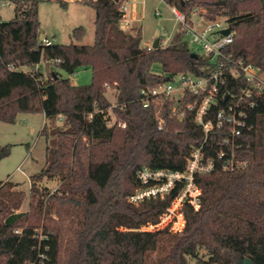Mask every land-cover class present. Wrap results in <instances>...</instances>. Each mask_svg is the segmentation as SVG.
Listing matches in <instances>:
<instances>
[{"label": "trees", "instance_id": "16d2710c", "mask_svg": "<svg viewBox=\"0 0 264 264\" xmlns=\"http://www.w3.org/2000/svg\"><path fill=\"white\" fill-rule=\"evenodd\" d=\"M57 1L66 7V0ZM74 1L95 12L93 45L43 46L37 0H12L14 17L0 21V122L12 124L20 113H42L46 121L64 123L51 128L53 145H47L43 167L29 178L26 212H16L23 193L9 181L0 182V264H243L246 259L264 264V90L255 91V103L235 139L234 161L244 165L225 170L230 151L221 145L228 136L223 129L210 131L203 143L206 135L194 122V110L178 119L166 100L159 130L157 108H144L140 101L141 90L173 75L210 71L205 57H190L182 29L167 46L158 42V48L147 49L140 26L125 31L120 25L124 0ZM162 1L186 20L194 9L204 10L207 21L226 17L234 37L225 54L257 67L264 80L261 0ZM82 33L77 27L71 36L78 40ZM154 65L160 73L152 71ZM81 69L91 72L86 86L59 73ZM231 85L228 81L223 88L236 90ZM107 90L114 91L113 105ZM193 99L185 96L187 102ZM109 112L115 117L112 126ZM41 133L48 134L46 124ZM200 145L214 168L195 178L198 208L184 204L185 223L178 233L141 230L159 222L178 188L162 198L131 203L136 190L150 185L141 183L137 173L144 167L181 172L190 151ZM10 148L0 146V161ZM221 151L226 157L218 158ZM48 181L57 187L50 189Z\"/></svg>", "mask_w": 264, "mask_h": 264}, {"label": "built area", "instance_id": "2783aa9c", "mask_svg": "<svg viewBox=\"0 0 264 264\" xmlns=\"http://www.w3.org/2000/svg\"><path fill=\"white\" fill-rule=\"evenodd\" d=\"M121 10L126 12L125 5L121 6ZM171 12L176 21L180 23L183 34L188 37L189 43L199 51L192 52L205 57L212 67L203 76L179 73L173 75L166 83L152 89L141 90L140 101L144 108L152 105L157 108L155 119L159 130L164 123L162 107L166 100L171 102V115L178 119L183 117V111L194 110V122L201 127L206 135L203 143L210 131L223 129L228 136L222 140L221 145L227 147L230 154L226 157V153L221 151L218 158L226 157L223 169L232 171L244 165L234 161L235 139L245 125L248 111L255 103L252 100L255 91L262 92L264 90L263 76L257 67L250 64L244 65L240 60L232 61L231 57L225 54L226 48L232 43L234 37V32L231 31L226 17L221 16L207 21L203 17L204 10L194 9L190 19L186 20L176 7H172ZM124 18L125 14L120 23L121 27L126 25ZM224 29L230 31L225 36L221 34ZM41 44L49 46L51 42L47 38H42ZM145 47L150 49L152 45L148 44ZM228 81L236 90L223 88L228 84ZM239 82L246 85L241 87ZM186 95L193 96V101L187 102ZM214 109L216 111H213ZM202 147L203 145H200L190 151L185 168L181 172L166 169L153 170L144 167L137 173L141 183L150 185L136 190L129 197L131 203L138 204L143 199L162 198L174 188H178L176 197L159 222L147 227L159 229L158 227L164 223H172L174 231H180L185 223L182 213L184 204H189L195 210L198 208L200 189L195 178L209 173L214 168L213 161L205 158ZM168 227L169 225L166 228ZM141 230L146 229L143 227ZM39 258L42 262L45 255L41 254ZM30 264H36V262Z\"/></svg>", "mask_w": 264, "mask_h": 264}, {"label": "rangeland", "instance_id": "374dc122", "mask_svg": "<svg viewBox=\"0 0 264 264\" xmlns=\"http://www.w3.org/2000/svg\"><path fill=\"white\" fill-rule=\"evenodd\" d=\"M37 1L41 39L47 38L53 44L93 45L95 12L92 8L74 0H66L65 8H62L57 0ZM122 5L126 6L124 20L126 25L122 28L125 31H130L132 27L140 26L142 46L152 45L155 40H159L163 48L170 43L176 32L182 29L171 12L172 7L166 5L162 0H124ZM14 9L12 0H0V21L11 20L14 17ZM77 27H82L83 33L78 40H75L72 38L71 32ZM183 39L188 49L195 53L199 52L189 43L188 37L183 36ZM21 70L26 71V68L22 67ZM152 71L160 73V67L154 65ZM59 73L62 78L71 79L72 84L76 86H86L91 81L89 69H81L73 75L62 71ZM105 96L113 105L115 102L114 91L107 90ZM109 118V124L114 125L115 117L111 112H109ZM44 124L48 129L47 135L41 133ZM54 126L63 127L64 123L62 120L46 121L42 113H20L12 124L0 122V146L10 145L11 147L9 155L0 161V182L9 181L15 185L16 190L23 193L21 207L16 211L18 213L28 210L29 178L38 173L44 165L45 149L47 145H53L56 138L50 131ZM116 126L120 129L124 128V125L120 123H117ZM46 183L50 189H55L58 185L57 182L52 181ZM167 225H169L167 230L170 233H176L172 223L159 225V229H153L151 226L145 227V229L148 231L161 230L166 229Z\"/></svg>", "mask_w": 264, "mask_h": 264}, {"label": "water", "instance_id": "95a60500", "mask_svg": "<svg viewBox=\"0 0 264 264\" xmlns=\"http://www.w3.org/2000/svg\"><path fill=\"white\" fill-rule=\"evenodd\" d=\"M114 2H117L118 0H113ZM261 3H262V5H264V0H261ZM222 3H218V5H221ZM230 31H229V29H224V30H222L221 31V34L222 35H227L228 33H229ZM158 42H159V40H155L153 43H152V48H158ZM190 57L191 58H193V59H197V54H195V53H191L190 54ZM243 264H251V262L249 261V260H245L244 261V263Z\"/></svg>", "mask_w": 264, "mask_h": 264}, {"label": "crops", "instance_id": "0c3cea01", "mask_svg": "<svg viewBox=\"0 0 264 264\" xmlns=\"http://www.w3.org/2000/svg\"><path fill=\"white\" fill-rule=\"evenodd\" d=\"M126 7V6H125ZM125 17H126V14H125ZM124 20H125V18H124ZM127 23V22H126ZM128 23H130L129 21H128ZM136 24V23H135ZM137 27H139V26H137ZM134 27H132V29H133Z\"/></svg>", "mask_w": 264, "mask_h": 264}]
</instances>
